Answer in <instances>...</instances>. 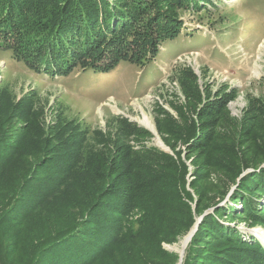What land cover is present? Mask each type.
<instances>
[{
  "label": "rangeland",
  "instance_id": "rangeland-1",
  "mask_svg": "<svg viewBox=\"0 0 264 264\" xmlns=\"http://www.w3.org/2000/svg\"><path fill=\"white\" fill-rule=\"evenodd\" d=\"M200 1L199 7L180 12V36L161 44L156 57L143 65L121 62L107 74L80 67L68 76L37 73L0 47V141L13 144L11 137L30 134L33 145L25 156L44 177L45 189L58 191L54 200L69 202L72 179L90 172L99 189L105 191L113 183L110 196L126 205L122 222L134 221L141 212L139 194L144 203L149 195L135 189L129 199L125 174L135 173L137 167L163 169L158 161L164 155L177 162L184 180L179 190L183 203L192 205L194 225L175 242H162L174 256L166 262L160 258L163 264H180L175 246L203 221L206 224L209 214L218 213L223 226L202 232L195 255L188 256L191 239L183 264H224L218 255L226 258L225 251L236 250L233 238L238 235L241 243L258 240L264 246V226L245 220L241 199L231 201L240 184L224 194L233 183L228 167L233 150L247 160L264 156V0ZM192 88L196 97L186 94L194 92ZM218 108L217 114L211 113ZM145 116L154 130L141 124ZM126 122L138 137L125 131ZM192 123L196 130L189 132ZM143 130L150 134L141 136ZM66 139L73 140L74 160L64 159ZM152 154L156 161L143 158ZM72 162L77 170L70 180L71 172L65 169ZM261 167L264 164L249 168V174L258 175ZM48 177L59 178L56 186L47 182ZM135 196L139 202L129 207ZM258 199L262 212L264 196ZM230 206L239 214L223 212L221 207Z\"/></svg>",
  "mask_w": 264,
  "mask_h": 264
},
{
  "label": "trees",
  "instance_id": "trees-1",
  "mask_svg": "<svg viewBox=\"0 0 264 264\" xmlns=\"http://www.w3.org/2000/svg\"><path fill=\"white\" fill-rule=\"evenodd\" d=\"M200 2L0 0V47L12 52L15 59L37 73L68 76L80 67L107 74L121 62L143 65L156 57L161 44L180 36L184 26L180 12L199 7ZM192 89L194 92L186 90V94L196 97L198 94L195 88ZM218 111L219 108L217 111L212 109L211 113L217 114ZM2 113L0 110V117ZM126 128L130 133L134 130L127 122L125 131ZM193 128L196 130V125L192 123L189 132ZM132 134L138 137L137 132ZM141 134L150 133L143 130ZM29 136L11 137L15 139L13 144L0 141V146L4 144L0 147L1 264H163L161 259L165 262L167 258L173 260V254L162 247V242H175L177 237L192 229L194 216L192 205L186 201L183 203L179 184L184 180L172 157L164 154L160 157L163 160L158 162L163 169L137 167L135 173L129 170V174H125L128 179H125L124 186L129 199L135 189L149 195L148 202L144 203L142 200L145 198L141 199L139 194V217L126 223L122 222L126 205L117 203L113 200L116 196L109 194L114 191L113 183L108 184L105 191L104 188L99 189L94 186L96 183L91 179L90 172L74 175V191L69 196V202L54 200L58 191L45 189L44 177L36 173V167H32L25 156L33 145ZM37 143L46 146L45 141ZM65 143L66 161V158H74L75 149L73 140L66 139ZM233 148L225 146L224 149ZM261 150L264 153L263 147ZM153 155L157 156L152 154L143 158L156 161ZM231 155L233 162L228 167L233 183L230 182L231 187L229 185L224 194L240 184L231 201L241 199L244 205L241 214L246 215L245 220L264 226V211L258 210V198L264 196V167L260 168L258 175L249 174V168L257 170L263 166L264 156L247 160L241 158L237 150H233ZM238 159L242 161L236 168L238 162L235 160ZM216 161L223 164V160ZM76 165L73 163L69 170L65 169L71 172L69 179L74 177ZM60 166L63 168L64 163ZM145 172L149 174L145 175ZM50 179L48 177L47 182L56 186L59 178ZM107 198L111 199L110 202ZM139 200L135 196V203H129V207ZM221 208L229 215L239 214L235 206ZM216 217L209 214L205 219L207 223L203 221L199 225L192 237L188 256L195 255L202 232L206 233L211 226H223L218 213ZM233 240L238 248L225 251L226 258L218 255V260L224 261V264H264V246L260 241H255L253 245L241 243L239 235Z\"/></svg>",
  "mask_w": 264,
  "mask_h": 264
},
{
  "label": "bare ground",
  "instance_id": "bare-ground-1",
  "mask_svg": "<svg viewBox=\"0 0 264 264\" xmlns=\"http://www.w3.org/2000/svg\"><path fill=\"white\" fill-rule=\"evenodd\" d=\"M141 124H143L147 128L154 130L152 123L150 122V120L146 116H145L144 120L141 122ZM191 234L184 238V240L181 242L180 246H178V245L175 246V248L178 250V252H180V256H181L180 264H183L185 249H186L187 244L190 241Z\"/></svg>",
  "mask_w": 264,
  "mask_h": 264
},
{
  "label": "water",
  "instance_id": "water-1",
  "mask_svg": "<svg viewBox=\"0 0 264 264\" xmlns=\"http://www.w3.org/2000/svg\"><path fill=\"white\" fill-rule=\"evenodd\" d=\"M197 228H198V227L194 228V229L191 231V232H192V234H191L190 240L192 239L193 235H194V234H195V232L197 231Z\"/></svg>",
  "mask_w": 264,
  "mask_h": 264
}]
</instances>
